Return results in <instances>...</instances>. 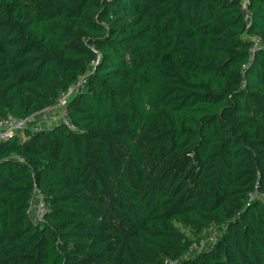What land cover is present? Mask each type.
Masks as SVG:
<instances>
[{
	"label": "trees",
	"instance_id": "16d2710c",
	"mask_svg": "<svg viewBox=\"0 0 264 264\" xmlns=\"http://www.w3.org/2000/svg\"><path fill=\"white\" fill-rule=\"evenodd\" d=\"M81 78L0 139V264H264V0H0V118Z\"/></svg>",
	"mask_w": 264,
	"mask_h": 264
},
{
	"label": "built area",
	"instance_id": "2783aa9c",
	"mask_svg": "<svg viewBox=\"0 0 264 264\" xmlns=\"http://www.w3.org/2000/svg\"><path fill=\"white\" fill-rule=\"evenodd\" d=\"M243 7L246 8L245 3H243ZM256 39H258V38H256ZM84 81L85 80L83 78H81L66 93L61 94L58 102L62 107L65 106L66 98H67L68 94H70V92H72V91L78 89L80 86H82ZM53 106H54V104L50 105L49 107H47L43 111L44 112L48 111ZM64 113H65V110H64ZM49 114L43 113V115H41L39 120L37 121L38 124L36 125V127L41 126L43 122L49 121V119H51L57 115L55 113H52V114L49 113ZM31 117H27L25 119L19 120V119L13 118L11 115H8V116L0 118V139H3L4 137L10 135L12 132H15V131L21 129V127L24 125L25 122L30 121ZM55 118L56 119L54 121L57 122V117H55ZM59 120L65 121L70 128H73V125L66 118V114H62L59 117ZM45 210H46L45 199H44L42 193L40 192V190L38 188L34 187L33 195L31 197V205H30V209H29V214L34 220L37 221V220L42 219ZM217 236H218L217 231L212 230L211 227H208L205 234H203L201 237H199L198 239L194 240L191 243L190 250H201L207 242L215 241ZM176 262H177V260L165 259L166 264H175Z\"/></svg>",
	"mask_w": 264,
	"mask_h": 264
},
{
	"label": "rangeland",
	"instance_id": "374dc122",
	"mask_svg": "<svg viewBox=\"0 0 264 264\" xmlns=\"http://www.w3.org/2000/svg\"><path fill=\"white\" fill-rule=\"evenodd\" d=\"M59 99H60V97L56 100V104L54 103V106L51 108V109H49L48 111H41V112H39V113H37V114H35V115H33L32 117H31V119L30 120H33V121H38L39 120V118H40V116L41 115H43V113H45V114H49V113H55V114H57L55 117H57V121L59 120V117L62 115V114H65L64 113V107H62L60 104H59ZM50 115V114H49ZM52 117V116H51ZM55 117H53V118H51V119H49V121H45V122H43L42 123V125L41 126H49V125H52L53 124V122H55L54 120L56 119ZM67 118V117H66ZM49 123V124H48ZM38 123H36L35 125H37ZM20 130V129H19ZM18 131V130H17ZM17 131H15V132H17ZM12 133H14V132H12ZM11 133V134H12ZM203 234H205V232H203ZM208 237V236H207Z\"/></svg>",
	"mask_w": 264,
	"mask_h": 264
}]
</instances>
